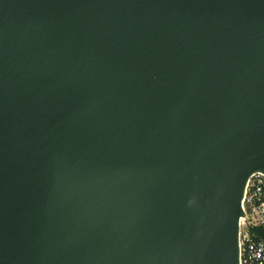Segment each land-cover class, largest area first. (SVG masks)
<instances>
[{
    "label": "water",
    "instance_id": "water-1",
    "mask_svg": "<svg viewBox=\"0 0 264 264\" xmlns=\"http://www.w3.org/2000/svg\"><path fill=\"white\" fill-rule=\"evenodd\" d=\"M264 175V0H0V264H240Z\"/></svg>",
    "mask_w": 264,
    "mask_h": 264
},
{
    "label": "built area",
    "instance_id": "built-area-1",
    "mask_svg": "<svg viewBox=\"0 0 264 264\" xmlns=\"http://www.w3.org/2000/svg\"><path fill=\"white\" fill-rule=\"evenodd\" d=\"M239 221L240 264H264V175L252 176L243 199Z\"/></svg>",
    "mask_w": 264,
    "mask_h": 264
}]
</instances>
